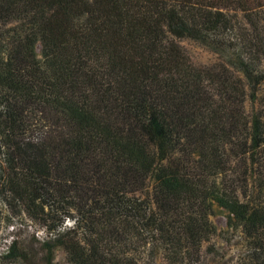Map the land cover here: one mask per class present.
<instances>
[{
	"label": "trees",
	"instance_id": "1",
	"mask_svg": "<svg viewBox=\"0 0 264 264\" xmlns=\"http://www.w3.org/2000/svg\"><path fill=\"white\" fill-rule=\"evenodd\" d=\"M33 242L264 264V0H0V264Z\"/></svg>",
	"mask_w": 264,
	"mask_h": 264
},
{
	"label": "rangeland",
	"instance_id": "2",
	"mask_svg": "<svg viewBox=\"0 0 264 264\" xmlns=\"http://www.w3.org/2000/svg\"><path fill=\"white\" fill-rule=\"evenodd\" d=\"M180 44L195 63L209 64L217 59L216 54L205 46L187 40L181 41ZM212 220L219 229L223 228L225 225V216L223 214H217L213 216ZM15 224L20 223L16 222ZM67 224L70 225L69 222ZM16 233L20 234L22 232L18 229ZM31 233V228L28 227V230L24 232V234L27 235V239H32ZM39 235H43L42 232H39ZM216 246L222 254L226 255V257H230V255L234 252L233 246L231 247L230 245L222 242L221 240L217 242ZM34 248L38 251L37 257L30 258L28 260V264H68L64 258L63 252L59 247L54 248L52 253H48L45 252L44 249H42L40 243L35 242ZM207 264H219V258L210 255L208 256Z\"/></svg>",
	"mask_w": 264,
	"mask_h": 264
}]
</instances>
